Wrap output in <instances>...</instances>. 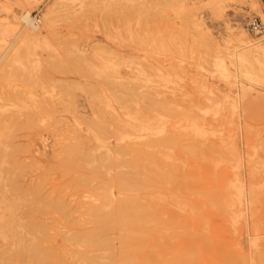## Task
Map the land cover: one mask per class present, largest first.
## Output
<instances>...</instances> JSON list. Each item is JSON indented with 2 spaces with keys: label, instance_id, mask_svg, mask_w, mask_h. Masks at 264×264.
Listing matches in <instances>:
<instances>
[{
  "label": "rangeland",
  "instance_id": "rangeland-1",
  "mask_svg": "<svg viewBox=\"0 0 264 264\" xmlns=\"http://www.w3.org/2000/svg\"><path fill=\"white\" fill-rule=\"evenodd\" d=\"M249 5L0 0V264H259Z\"/></svg>",
  "mask_w": 264,
  "mask_h": 264
},
{
  "label": "bare ground",
  "instance_id": "bare-ground-1",
  "mask_svg": "<svg viewBox=\"0 0 264 264\" xmlns=\"http://www.w3.org/2000/svg\"><path fill=\"white\" fill-rule=\"evenodd\" d=\"M24 1H26V2H30V0H24ZM100 1V0H99ZM208 2H209V4H210V6H211V10L213 11V12H216V11H220V10H222L223 9V7L226 5V4H228L229 2H230V0H207ZM239 2H240V4H243V5H247V6H250L251 7V5H249L250 3H251V0H239ZM54 3V2H53ZM56 3V2H55ZM59 3V2H58ZM86 3V2H85ZM89 3H91V2H89ZM62 4V3H61ZM99 4V3H98ZM104 4H106V3H104ZM103 4V5H104ZM111 5V7H112V3L110 4ZM105 6V5H104ZM99 7V6H98ZM101 7V6H100ZM110 7V8H111ZM56 8V7H55ZM54 8V9H55ZM53 5L51 6V7H49V8H47V10H46V12H45V14H44V16L47 18V16L49 17V14L51 13V12H53ZM84 10V9H83ZM100 10H101V8H100ZM103 10H104V7H103ZM259 10V9H258ZM109 11H110V9H109ZM108 11V12H109ZM81 12H82V10H81ZM85 12V11H84ZM84 12H83V14H84ZM103 12V11H102ZM105 12H106V10H105ZM264 12V11H263ZM69 13V12H68ZM80 13V12H79ZM104 13V12H103ZM97 14V13H96ZM95 14V15H96ZM105 14H108V13H104V16H106ZM79 15L80 14H78L77 16L79 17ZM88 15V14H87ZM93 15V14H92ZM102 15V14H101ZM77 16L75 17V18H77ZM83 16V15H82ZM89 16V15H88ZM94 16V15H93ZM20 19H22V20H24V22L27 24V25H29V26H31V28L33 29V30H38V24L30 17V15H29V13L28 12H25V13H23L21 16H20ZM71 19V18H70ZM77 19H79V18H77ZM99 20L101 21H103L104 19H102V18H99ZM81 21V20H80ZM79 21V22H80ZM84 21V20H83ZM88 23V22H87ZM228 28V27H227ZM79 29V28H78ZM246 29V28H245ZM245 29H242L241 27L240 28H238L237 30H235V31H231L230 32V34H229V37H230V39H232V40H234V41H237V42H241L242 43V45H244L243 46V48L244 47H246L247 45H245V43H243L244 41H245ZM247 30V29H246ZM36 33L37 34H39V31H36ZM96 33V32H95ZM258 38V37H257ZM31 38H29L28 40H30ZM259 39H261V38H259ZM32 40V39H31ZM30 40V41H31ZM261 41H262V39H261ZM263 43H264V41H262ZM73 44V43H72ZM74 44H76V43H74ZM73 44V45H74ZM79 46V45H78ZM90 47V46H89ZM79 48V47H78ZM81 48V47H80ZM87 48V47H86ZM83 49V48H82ZM91 49V48H90ZM74 51H76V48H74ZM78 51V50H77ZM76 51V52H77ZM83 54V53H82ZM241 54L244 56V55H247V54H252V55H254V56H256L257 58H261L262 60H263V63H264V44H262L261 46H255L254 48H245V49H243V51L241 52ZM79 56V55H78ZM80 57H81V55H80ZM83 59V58H82ZM242 61V60H241ZM264 70H263V72H262V77L264 78ZM258 258H259V264H264V252L263 251H260L259 252V254H258Z\"/></svg>",
  "mask_w": 264,
  "mask_h": 264
},
{
  "label": "built area",
  "instance_id": "built-area-1",
  "mask_svg": "<svg viewBox=\"0 0 264 264\" xmlns=\"http://www.w3.org/2000/svg\"><path fill=\"white\" fill-rule=\"evenodd\" d=\"M264 8V0H260ZM245 28L247 31L264 41V18L261 19L259 16H250L247 18L245 23Z\"/></svg>",
  "mask_w": 264,
  "mask_h": 264
}]
</instances>
